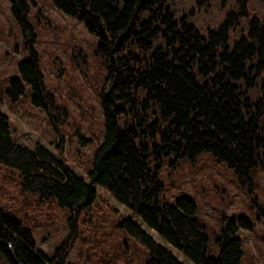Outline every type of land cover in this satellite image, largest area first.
Listing matches in <instances>:
<instances>
[{
	"label": "trees",
	"instance_id": "1",
	"mask_svg": "<svg viewBox=\"0 0 264 264\" xmlns=\"http://www.w3.org/2000/svg\"><path fill=\"white\" fill-rule=\"evenodd\" d=\"M8 2L33 38L26 1ZM53 5L98 37L95 54L105 71L98 94L102 138L83 178L44 145L17 142L0 111V169L14 171L19 191L37 197V203L67 210L71 231L46 256L29 227L0 211V240L13 254L0 245V264H71L76 220L95 203L96 185L145 227L129 218L118 224L145 251L142 264H184L171 250L189 264H240L237 232L250 230V222L223 216L218 231L207 228L192 199H163L159 172L165 163L174 168L202 154L248 185L255 170L264 171V0H53ZM17 70L19 78L6 89L8 102L18 105L27 85L31 103L45 111L58 133L68 114L46 89L38 53L29 48ZM74 136L80 145L89 142ZM39 221L33 217V225Z\"/></svg>",
	"mask_w": 264,
	"mask_h": 264
},
{
	"label": "rangeland",
	"instance_id": "2",
	"mask_svg": "<svg viewBox=\"0 0 264 264\" xmlns=\"http://www.w3.org/2000/svg\"><path fill=\"white\" fill-rule=\"evenodd\" d=\"M28 5V30L12 16L8 0H0V111L9 120L12 137L32 147L44 145L65 166L85 177L91 169L93 152L102 138L99 92L105 85V71L95 54L98 37L87 32L84 24L59 12L53 0H25ZM29 39H31L29 41ZM29 48L39 55V68L46 89L67 110V120L56 133L43 109L31 103V92L18 105H10L6 95L9 81L19 78L17 66L28 58ZM74 133L88 139L78 144ZM60 143V144H59ZM61 149V150H59ZM17 175L7 167L0 169V211L29 227L36 247L46 256L71 235L69 213L55 203H37V197L23 194L17 186ZM159 180L164 185L162 197L173 202L179 196L192 199L196 217L207 228L218 231L223 216L246 218L252 228H239L243 257L240 264H264V171L255 170L251 185L238 181L233 170L216 162L210 154H202L195 162L180 160L176 167L165 163ZM97 198L76 220L77 233L67 257L71 264H142L145 251L120 228L124 218L140 220L99 186ZM40 225H33V217ZM176 258L187 263L171 250ZM113 257H116L113 258Z\"/></svg>",
	"mask_w": 264,
	"mask_h": 264
},
{
	"label": "water",
	"instance_id": "3",
	"mask_svg": "<svg viewBox=\"0 0 264 264\" xmlns=\"http://www.w3.org/2000/svg\"><path fill=\"white\" fill-rule=\"evenodd\" d=\"M0 245H3V246H6L7 249H8V253L10 254V256L13 258V254H12V251H11V248H10V245L4 241H1L0 240ZM15 264H20L18 263L17 261H15Z\"/></svg>",
	"mask_w": 264,
	"mask_h": 264
}]
</instances>
